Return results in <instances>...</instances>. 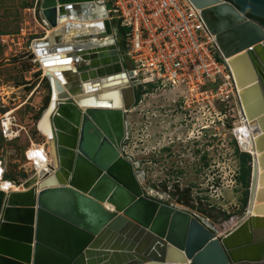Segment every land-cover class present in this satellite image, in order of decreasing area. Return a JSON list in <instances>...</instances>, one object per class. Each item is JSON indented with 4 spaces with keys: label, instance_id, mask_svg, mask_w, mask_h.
I'll list each match as a JSON object with an SVG mask.
<instances>
[{
    "label": "water",
    "instance_id": "water-1",
    "mask_svg": "<svg viewBox=\"0 0 264 264\" xmlns=\"http://www.w3.org/2000/svg\"><path fill=\"white\" fill-rule=\"evenodd\" d=\"M190 2L215 37L237 108L252 127L243 220L217 236L209 220L165 203L164 195L159 201L145 194V172L123 155L137 82L122 57L120 28L94 0H40L39 17L51 30L69 15H93L102 7V27L89 24L94 31L71 41L112 42L70 53L56 47L52 56L48 39L32 42L48 67L50 91L36 130L43 134L42 125L49 134L55 171L40 182L26 180L24 190H0V264H264V26L249 17L264 20V0ZM83 26L67 23L64 32ZM60 32L51 34L59 45ZM72 61L75 68L56 69ZM55 90L60 100L54 101Z\"/></svg>",
    "mask_w": 264,
    "mask_h": 264
},
{
    "label": "rangeland",
    "instance_id": "rangeland-1",
    "mask_svg": "<svg viewBox=\"0 0 264 264\" xmlns=\"http://www.w3.org/2000/svg\"><path fill=\"white\" fill-rule=\"evenodd\" d=\"M39 2L0 0V63L6 62L0 65V114L24 104L14 113L22 127L20 137L11 142L0 138V155L10 160L6 175L16 183L33 173L23 153L29 141L43 140L36 125L50 98L47 80L29 57L31 42L51 31L39 17ZM13 58L20 59L9 62ZM15 85L22 88L14 102H7L5 94ZM182 92V88L149 89L139 97L126 113L129 129L123 155L139 163L145 172L142 186L148 192L164 195L165 203L209 220L222 236L246 213L247 187L239 182L240 154L245 152L231 133L237 121L234 100L230 93L224 100L193 92L187 98L190 105L180 108L176 102ZM4 102L9 105L4 107Z\"/></svg>",
    "mask_w": 264,
    "mask_h": 264
},
{
    "label": "built area",
    "instance_id": "built-area-1",
    "mask_svg": "<svg viewBox=\"0 0 264 264\" xmlns=\"http://www.w3.org/2000/svg\"><path fill=\"white\" fill-rule=\"evenodd\" d=\"M94 1L103 6L109 20L116 22L118 27L124 30L121 35L122 57L127 68L131 70L137 82L136 89L141 95L149 89L171 91L182 88L185 92H182L176 102L182 108L181 105H190L187 98L193 92L210 97L222 96L224 100L230 93L234 100L232 111L235 110L236 122L243 120L237 108L236 89L226 60L219 55L215 37L206 28L201 11L190 0ZM41 21L45 25V22ZM8 105L4 102L3 106ZM16 106L18 105L14 107ZM8 113L9 109L0 114V138L5 142L18 139L22 129L17 124L15 112L6 116ZM223 117L224 120L227 119L225 114ZM41 136L43 140L37 144H42L46 157L50 156L46 136ZM233 137L236 140L234 135ZM31 142L29 141V146L23 154L29 151ZM37 157L35 150L30 158L28 155L24 157L33 173L36 171L34 159ZM0 158L2 159L1 155ZM6 172L7 169L1 161L0 183L9 180V184L12 183L17 188L3 190L0 186V190L5 193L24 190L25 181L16 183L6 179ZM143 189L148 197L162 201L163 195L148 192L144 187Z\"/></svg>",
    "mask_w": 264,
    "mask_h": 264
},
{
    "label": "bare ground",
    "instance_id": "bare-ground-1",
    "mask_svg": "<svg viewBox=\"0 0 264 264\" xmlns=\"http://www.w3.org/2000/svg\"><path fill=\"white\" fill-rule=\"evenodd\" d=\"M104 18H105V14H104L102 7H100V6H97L96 12L93 15H88V14H80L78 16L69 15L61 25L57 26V28H55L51 31L47 30L46 36L44 38L35 39L33 41L34 42H36V41L42 42L45 39H48L49 45L45 50L49 56H52L53 54H57V53H55L56 47H66L67 52H64V53H70V52H73V49L76 48L77 46L86 47L88 44H90L92 46L93 45H97V46L108 45L112 42L110 38L109 39L108 38L102 39V40L94 38L93 40L83 41V42H81V41L72 42L71 41V36H75L76 34H78L81 31H91L92 29L88 28L89 24H93L94 28L102 27V22H103ZM67 23L80 24V25H84V26L81 29H76V30L72 29L71 32L69 34H67L64 32V27H65V24H67ZM55 31L56 32L61 31L60 36H61L62 40H64V41L61 42L60 45L51 36L52 32H55ZM92 31H94V30H92ZM32 42L30 44V50H31V55H32L31 61L38 64L39 71L42 73V75H41L42 78L46 79L47 77H45V72H46L48 67L43 66L41 63H39L40 49L33 47ZM70 68H75L73 61L70 62L67 66L61 65V66L56 67L57 70H61V71L66 70V69H70ZM51 71H53V70H51ZM52 75L54 76V72L52 73ZM47 80H48V78H47ZM61 85H62V83H61ZM20 88H22V86L15 85V86H12L8 92H6L5 95L7 97V99H6L7 102H12V101H14L15 98H17ZM63 89L65 90V92L68 93L70 98H74L73 95L71 93H69L66 88H64V86H63ZM59 94L60 93H58L55 90L54 101L60 100L58 97ZM23 105L24 104H22L20 106L18 105L15 108L10 109L9 113L6 116H8L11 113H14L16 110L20 109ZM234 126H235V128L233 129V131L231 133L236 137V143L238 142L239 148L247 154H254L252 151L253 150L252 137H251L252 136L251 135L252 127L248 126V123L245 121L244 118L241 122H236V124ZM40 130L42 131L41 133H43L41 135L46 136L45 141H46L47 146H48V151L50 152L49 143H48L49 134L44 130L42 125L40 127ZM30 145H31V147L29 148V151H27L28 153L26 152V154H24V157L26 155H28L30 158L31 154L34 152V150L38 154V157H37V159L36 158L34 159V161H35L34 167H35L36 171L34 173H32V175L27 180H32L33 178H35V180H37V182H40V181L48 178L49 176L53 175V172L55 171V166L52 163L51 156L47 155V157H46L45 150L43 149L42 144L38 145L37 143L31 142ZM7 153L9 155H11L10 151H7ZM1 161H3L4 167L7 169L8 163L10 162V160L8 162L6 160V156L5 157L2 156V159L0 158V162ZM49 165H51V167L53 166L54 170L50 169ZM0 186H1V188H3V190H7L9 188H11V190H15L17 188V187H14V185L12 183L9 184V180L1 182Z\"/></svg>",
    "mask_w": 264,
    "mask_h": 264
},
{
    "label": "trees",
    "instance_id": "trees-1",
    "mask_svg": "<svg viewBox=\"0 0 264 264\" xmlns=\"http://www.w3.org/2000/svg\"><path fill=\"white\" fill-rule=\"evenodd\" d=\"M249 17L259 21L264 26V20L258 19V18H254V17H251V16H249ZM123 32H124V30L122 28H120L119 29V33L122 35ZM136 93H137L136 94V102H137L139 97H140V95H141V92L137 91ZM240 157H241V159H240V162H239V164H240L239 167H240V172H241V175H240L241 178H240L239 182L241 183V185L243 187L246 188V187H248L247 180H249V174H250V165H249L250 155L247 154V153H241ZM5 177H6V179H9L8 175H6ZM244 204H246V198L244 199Z\"/></svg>",
    "mask_w": 264,
    "mask_h": 264
}]
</instances>
